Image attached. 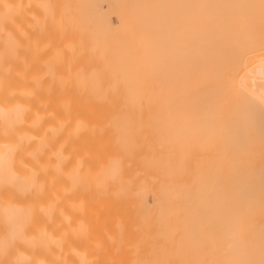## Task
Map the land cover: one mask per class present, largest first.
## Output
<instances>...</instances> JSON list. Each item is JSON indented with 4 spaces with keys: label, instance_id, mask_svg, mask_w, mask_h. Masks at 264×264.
Instances as JSON below:
<instances>
[{
    "label": "bare ground",
    "instance_id": "6f19581e",
    "mask_svg": "<svg viewBox=\"0 0 264 264\" xmlns=\"http://www.w3.org/2000/svg\"><path fill=\"white\" fill-rule=\"evenodd\" d=\"M0 264H264V0H0Z\"/></svg>",
    "mask_w": 264,
    "mask_h": 264
}]
</instances>
